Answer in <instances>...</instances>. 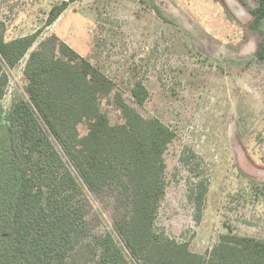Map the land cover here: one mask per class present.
Listing matches in <instances>:
<instances>
[{
  "label": "trees",
  "instance_id": "trees-1",
  "mask_svg": "<svg viewBox=\"0 0 264 264\" xmlns=\"http://www.w3.org/2000/svg\"><path fill=\"white\" fill-rule=\"evenodd\" d=\"M76 1L11 41L0 21V264H264V237L235 231L192 251L210 181L187 144L178 162L189 217L171 233L172 208L163 212L174 130L59 37L41 39ZM239 1L259 28L264 0L250 10ZM256 56L264 63L263 45ZM149 96L137 81L136 105Z\"/></svg>",
  "mask_w": 264,
  "mask_h": 264
},
{
  "label": "rangeland",
  "instance_id": "rangeland-1",
  "mask_svg": "<svg viewBox=\"0 0 264 264\" xmlns=\"http://www.w3.org/2000/svg\"><path fill=\"white\" fill-rule=\"evenodd\" d=\"M64 1L0 0L6 39L35 33ZM227 1L77 0L41 36L59 37L105 73L142 115L176 133L166 155L163 212L172 208L166 223L172 234L189 217L186 172L178 162L182 145L201 158L210 185L191 245L195 253L231 231L264 237V63L256 56L264 46V20L258 28L248 14L241 25ZM246 4L250 10L255 1ZM139 80L150 93L143 106L132 97Z\"/></svg>",
  "mask_w": 264,
  "mask_h": 264
},
{
  "label": "water",
  "instance_id": "water-1",
  "mask_svg": "<svg viewBox=\"0 0 264 264\" xmlns=\"http://www.w3.org/2000/svg\"><path fill=\"white\" fill-rule=\"evenodd\" d=\"M228 3V1H227ZM228 8L232 16L241 24L245 25L249 22V16L244 4L239 0H230Z\"/></svg>",
  "mask_w": 264,
  "mask_h": 264
},
{
  "label": "flooded vegetation",
  "instance_id": "flooded-vegetation-1",
  "mask_svg": "<svg viewBox=\"0 0 264 264\" xmlns=\"http://www.w3.org/2000/svg\"><path fill=\"white\" fill-rule=\"evenodd\" d=\"M260 182L264 183V181H260Z\"/></svg>",
  "mask_w": 264,
  "mask_h": 264
}]
</instances>
